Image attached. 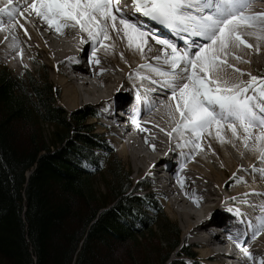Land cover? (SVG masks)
<instances>
[{
    "label": "bare ground",
    "instance_id": "6f19581e",
    "mask_svg": "<svg viewBox=\"0 0 264 264\" xmlns=\"http://www.w3.org/2000/svg\"><path fill=\"white\" fill-rule=\"evenodd\" d=\"M14 3L22 4L23 0H14ZM117 3L131 18L134 11L132 0H114V7ZM20 10L23 17L17 16V26L12 27L4 18L5 26L0 30V50L12 67L31 68L39 64L47 69L49 66L54 73L51 80L61 86L63 105L68 109H76L81 103L95 104L99 109L102 108L93 111L100 118L107 116L117 119L116 107L127 102L130 96L137 99L134 105L129 106L131 110L150 104L136 118L137 123L132 121L122 125L114 122L109 127L104 124L105 120L99 119L101 126L108 129L106 133L114 137L118 155L124 160H132L136 179H143V176L150 178L155 182L153 185L159 187L158 192L167 196L165 202L168 212L177 216L172 212L175 208L186 219L183 235L189 238L190 243L201 246V256L207 261L213 264H264V231L256 239H251L253 227L264 218V195L249 194L253 191L264 193V162L257 159L260 151L254 139L262 129L251 130L253 138L249 141V147H245L241 139L232 137L227 126L221 133L224 142L216 137L215 129H211L210 135L208 132L203 134L201 149H196L192 144L178 145V139H188L191 133L186 132L182 136L174 133L171 138L167 135V131L175 126L169 115V105L173 102L162 83L153 84L147 77L162 81L163 77L154 69H167L168 65L165 64L164 53L160 51L162 46L151 36L147 38L141 53L134 46L128 45L122 33H110L112 39L105 41V45L110 47L105 50L94 45L87 38V33L81 32L78 27L69 26L57 31L34 11L26 7ZM254 13H264V0H251L245 14ZM20 23L24 24V28L19 27ZM137 23H142L146 30L150 23L151 27L159 31L158 34H151L161 38H166L164 35L167 34L168 37L175 35L180 39V48L184 47L183 34L174 33L147 17ZM242 28V38L254 47L248 49L242 45L236 51L243 60L228 57L230 64L245 72L241 75L231 68L225 69L224 78L229 82L248 81L250 77L247 73L252 75L257 66L264 65V41L260 42V50L256 51V38L246 35L247 32H261L262 29L259 26ZM24 29H27V35ZM256 53L259 55L256 56ZM85 55H88L86 61L83 58ZM97 57L100 64L94 62ZM140 65L144 67H138ZM114 98H119V105L106 103ZM238 135L243 136L245 133L238 129ZM151 145L155 146V150ZM175 162L178 169L174 182L179 190L170 189L168 179L164 178V171H170ZM253 165H256V171H253ZM230 180L234 181V189L231 194H227L226 185ZM206 193L211 194L210 197H206ZM228 196L234 199L227 202ZM222 202L226 203L220 205ZM220 231L228 234L235 245L224 239ZM237 235L242 246L252 253L251 259L242 247L237 246Z\"/></svg>",
    "mask_w": 264,
    "mask_h": 264
},
{
    "label": "trees",
    "instance_id": "16d2710c",
    "mask_svg": "<svg viewBox=\"0 0 264 264\" xmlns=\"http://www.w3.org/2000/svg\"><path fill=\"white\" fill-rule=\"evenodd\" d=\"M29 82L28 92L0 62V264H181L169 263L180 229L153 195L132 193L114 156L105 191L95 186L88 168H98L103 147L86 131L88 114L69 117L51 85ZM157 234L141 260V242Z\"/></svg>",
    "mask_w": 264,
    "mask_h": 264
},
{
    "label": "snow or ice",
    "instance_id": "6c2138e0",
    "mask_svg": "<svg viewBox=\"0 0 264 264\" xmlns=\"http://www.w3.org/2000/svg\"><path fill=\"white\" fill-rule=\"evenodd\" d=\"M250 3L251 0H132L134 11L129 18L118 3L114 7V0H23L22 4L14 3V0H0V30L4 29V18L12 27H16L17 16L23 17L20 9L26 7L57 31L69 26L78 27L81 32L87 33V38L94 45L105 50L110 47L105 45V41L112 39L110 33H122L128 45L141 53L147 38L151 36L162 46L160 51L164 53L168 68L154 69L163 77L162 81L147 78L153 84L162 83L173 102L169 105V115L175 126L170 131L161 130L167 131L170 138L174 133L182 136L190 132V138L178 139L177 144H192L196 149H201L200 140L205 132L210 135L211 129H215L216 137L224 142L221 133L227 126L232 137L241 139L245 147H249V141L253 138L251 130L260 128L262 131L254 139L260 151L257 159L264 162V76L247 73L250 77L248 81L236 82L224 78L227 68L245 74L243 69L228 62L229 56L234 60H243L242 56L236 54L242 45L248 49L254 47L242 38V26H259L262 29L261 32L246 33L256 38V51L260 50V42L264 41V13L246 15ZM135 13L174 33L183 34L184 47L180 48L171 39L152 35L150 29L146 30L142 23H137ZM19 27L24 28V24L20 23ZM24 31L27 35V29ZM153 59L159 60L160 57ZM94 62L100 64L101 61L97 57ZM106 103L119 105V98ZM133 122L137 123L135 117ZM238 129H242L245 135L239 136ZM151 147L155 150L154 145ZM256 170V165H253V171ZM249 194L264 195L255 191ZM261 231H264V218L253 227L251 239H256ZM236 240L237 246L242 247L251 259L252 253L242 246L239 235Z\"/></svg>",
    "mask_w": 264,
    "mask_h": 264
},
{
    "label": "rangeland",
    "instance_id": "374dc122",
    "mask_svg": "<svg viewBox=\"0 0 264 264\" xmlns=\"http://www.w3.org/2000/svg\"><path fill=\"white\" fill-rule=\"evenodd\" d=\"M255 55L258 56L259 53H256ZM4 58L5 57L2 55L1 50H0L1 64L7 67L9 71H11L13 76L19 79L21 78L22 84L25 86L26 91L29 92L28 85H30L29 81L32 78L41 84L47 82L54 89L56 105L58 107H61L64 111H66L69 117L79 112L88 114L86 131L89 132L90 135H92L93 138L96 140V142L99 143V145L103 147V148H98V149L96 148L97 150H95L97 157L101 161L100 164L98 165V168H94V167L88 168L95 175L94 183L97 188H101V191H105L104 185L102 186V184H104V181H107V179H109L108 181H110L111 179L110 171H109V168H110L109 163H110V157L114 156L117 160L120 161L121 165L124 167V171L129 174V179L131 181L130 187H131L132 193H134L135 195H139L141 197L150 196V195H153L155 197L158 205L160 206L163 214L168 219V221L176 224L181 231L180 247L179 249H177V252L172 254L169 260V263L175 260H180L183 262H190V264H213L212 261H207L205 258L201 256V253H200L201 246H199V244L198 245L197 243L192 244L190 243L189 238L184 237L183 235L184 225L183 224L185 223L186 219H183V217H181V215H179V213L175 211V208L174 210L172 209L173 210L172 212L176 213L178 217L175 214H172V213L170 214L168 212V208L166 206L167 203L165 202L167 196L162 194V197H161L159 194L155 192V189L157 188L153 185L155 182L151 180L150 178H145L144 176L142 177L143 179H140V178L136 179L135 178L136 170H135L132 160H124L118 155L117 147L113 141L114 137L106 133L108 129L101 126V122L99 121V119L101 118L98 117V115H95L94 113L95 111L97 112V111L102 110V108L99 109V107L95 104L90 105L86 103H81L80 106H78L76 109H68L62 103L63 92H62L61 86H59L57 83L51 80V75H54V73L52 72V69L49 66H47V69H45L43 68V66L39 64H35L31 68L22 67L21 69H16L12 67V65L10 64L7 58L5 59ZM252 75H255L258 77L264 76V65L257 66L256 71L253 72ZM44 128H45V134L49 138L53 128L46 127V126ZM233 184H234V181L230 180L229 183L226 185L227 189L225 191L227 194L232 193V190L234 189ZM210 195L211 194L206 193V197H210ZM231 198L233 199L234 197L228 196L227 202H230ZM223 203H226V202H222L220 205H222ZM153 211L148 209L149 216L154 218L155 215H159V213H157L158 212L157 210L155 211L156 213H154ZM159 236L160 235L157 234L156 239L154 241L144 240L141 242L139 246V251L137 253V256L140 257L141 260H146V257H149L148 254L154 252L152 250V247H156L154 245H156V242L158 241ZM117 251H118L117 254H119V257L122 255L126 257L125 255L126 250L124 248L119 247ZM151 258L156 262V259H157L156 255L154 256L152 255Z\"/></svg>",
    "mask_w": 264,
    "mask_h": 264
}]
</instances>
